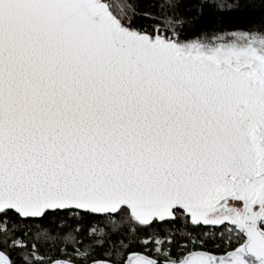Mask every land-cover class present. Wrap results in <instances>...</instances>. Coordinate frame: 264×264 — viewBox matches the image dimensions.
Wrapping results in <instances>:
<instances>
[{
	"label": "snow or ice",
	"instance_id": "6c2138e0",
	"mask_svg": "<svg viewBox=\"0 0 264 264\" xmlns=\"http://www.w3.org/2000/svg\"><path fill=\"white\" fill-rule=\"evenodd\" d=\"M0 264H264V0H0Z\"/></svg>",
	"mask_w": 264,
	"mask_h": 264
},
{
	"label": "trees",
	"instance_id": "16d2710c",
	"mask_svg": "<svg viewBox=\"0 0 264 264\" xmlns=\"http://www.w3.org/2000/svg\"><path fill=\"white\" fill-rule=\"evenodd\" d=\"M70 243V241H68ZM65 246V242H59V243H55V244H49V247H52L53 249H55L56 247L59 248H63Z\"/></svg>",
	"mask_w": 264,
	"mask_h": 264
}]
</instances>
